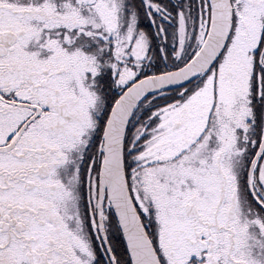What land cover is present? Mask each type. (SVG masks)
I'll return each mask as SVG.
<instances>
[{"label":"snow or ice","instance_id":"6c2138e0","mask_svg":"<svg viewBox=\"0 0 264 264\" xmlns=\"http://www.w3.org/2000/svg\"><path fill=\"white\" fill-rule=\"evenodd\" d=\"M0 264H264V0H0Z\"/></svg>","mask_w":264,"mask_h":264}]
</instances>
